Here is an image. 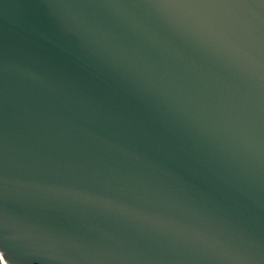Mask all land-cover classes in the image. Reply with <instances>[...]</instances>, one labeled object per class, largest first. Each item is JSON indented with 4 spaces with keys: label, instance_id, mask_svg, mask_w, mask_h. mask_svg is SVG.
<instances>
[{
    "label": "water",
    "instance_id": "1",
    "mask_svg": "<svg viewBox=\"0 0 264 264\" xmlns=\"http://www.w3.org/2000/svg\"><path fill=\"white\" fill-rule=\"evenodd\" d=\"M0 251L264 264V0H0Z\"/></svg>",
    "mask_w": 264,
    "mask_h": 264
},
{
    "label": "built area",
    "instance_id": "2",
    "mask_svg": "<svg viewBox=\"0 0 264 264\" xmlns=\"http://www.w3.org/2000/svg\"><path fill=\"white\" fill-rule=\"evenodd\" d=\"M0 260H1V263H2V264H6L5 261H4V258H3V255H2V253H1V251H0Z\"/></svg>",
    "mask_w": 264,
    "mask_h": 264
},
{
    "label": "bare ground",
    "instance_id": "3",
    "mask_svg": "<svg viewBox=\"0 0 264 264\" xmlns=\"http://www.w3.org/2000/svg\"><path fill=\"white\" fill-rule=\"evenodd\" d=\"M7 264V263H6Z\"/></svg>",
    "mask_w": 264,
    "mask_h": 264
}]
</instances>
